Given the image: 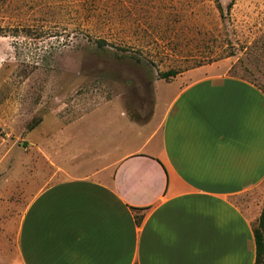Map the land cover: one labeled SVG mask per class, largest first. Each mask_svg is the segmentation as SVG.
I'll return each mask as SVG.
<instances>
[{
    "label": "rangeland",
    "instance_id": "374dc122",
    "mask_svg": "<svg viewBox=\"0 0 264 264\" xmlns=\"http://www.w3.org/2000/svg\"><path fill=\"white\" fill-rule=\"evenodd\" d=\"M0 35V264L39 186L137 150L175 87L215 74L264 91V0H0ZM236 203L257 225L264 183Z\"/></svg>",
    "mask_w": 264,
    "mask_h": 264
},
{
    "label": "crops",
    "instance_id": "0c3cea01",
    "mask_svg": "<svg viewBox=\"0 0 264 264\" xmlns=\"http://www.w3.org/2000/svg\"><path fill=\"white\" fill-rule=\"evenodd\" d=\"M168 97L137 150L39 186L13 264H255V218L236 198L264 183V91L207 74Z\"/></svg>",
    "mask_w": 264,
    "mask_h": 264
},
{
    "label": "trees",
    "instance_id": "16d2710c",
    "mask_svg": "<svg viewBox=\"0 0 264 264\" xmlns=\"http://www.w3.org/2000/svg\"><path fill=\"white\" fill-rule=\"evenodd\" d=\"M219 2V0H216ZM1 36V35H0ZM98 46L104 48L106 41L99 39ZM178 74L175 71H168L162 74L163 79H169L170 77H176ZM254 238L256 244V260L255 264H264V207L257 221V225L254 226Z\"/></svg>",
    "mask_w": 264,
    "mask_h": 264
}]
</instances>
